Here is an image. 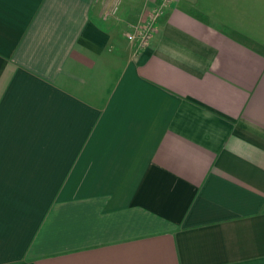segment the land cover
Masks as SVG:
<instances>
[{
	"label": "crops",
	"instance_id": "crops-1",
	"mask_svg": "<svg viewBox=\"0 0 264 264\" xmlns=\"http://www.w3.org/2000/svg\"><path fill=\"white\" fill-rule=\"evenodd\" d=\"M0 0V264H264V0Z\"/></svg>",
	"mask_w": 264,
	"mask_h": 264
},
{
	"label": "built area",
	"instance_id": "built-area-1",
	"mask_svg": "<svg viewBox=\"0 0 264 264\" xmlns=\"http://www.w3.org/2000/svg\"><path fill=\"white\" fill-rule=\"evenodd\" d=\"M173 1L159 0L157 6L151 10L147 21L137 31L128 34V38L132 41L139 40L142 44L146 45L156 30L158 22L165 15Z\"/></svg>",
	"mask_w": 264,
	"mask_h": 264
}]
</instances>
